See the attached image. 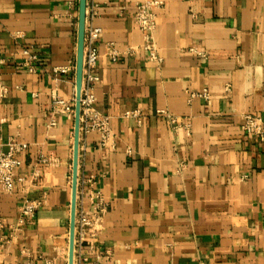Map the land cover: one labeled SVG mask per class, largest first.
<instances>
[{"label":"crops","instance_id":"crops-1","mask_svg":"<svg viewBox=\"0 0 264 264\" xmlns=\"http://www.w3.org/2000/svg\"><path fill=\"white\" fill-rule=\"evenodd\" d=\"M148 1L103 0L87 21L102 30L94 108L110 136L106 146L98 131L80 136L78 176L93 178L108 205L82 255L86 264H264V143L241 129L244 115L264 117V0H160V65L133 20ZM78 2L0 0V148L27 144L16 175L44 202L19 226L21 197L0 195V264H68L75 119L54 113L52 99L76 97ZM25 48L35 73L18 66ZM204 91L209 100L188 101Z\"/></svg>","mask_w":264,"mask_h":264},{"label":"built area","instance_id":"built-area-1","mask_svg":"<svg viewBox=\"0 0 264 264\" xmlns=\"http://www.w3.org/2000/svg\"><path fill=\"white\" fill-rule=\"evenodd\" d=\"M103 0H87L86 7V29L84 42V58H83V80L80 98V120H79V135L88 134L91 131H98L101 134V146H106L109 136V118L99 114L94 108V85L99 81L96 76V67L99 58V53L96 48V43L101 38L102 30L92 25L87 26V21H92L98 14L100 7L99 2ZM162 5L160 0H153L138 4L136 12L133 16L135 25L143 35V49L149 53L150 60L160 65L163 60L158 56L155 44L153 42V33L157 26L156 15L154 9ZM203 56V54L198 53ZM24 56L23 61L18 64L19 67L26 69L29 73L36 72V57L31 49L25 48L22 50ZM107 56L116 62L120 54L109 46L107 48ZM8 60L0 54V67L5 65ZM74 71L76 67L73 68ZM56 72L66 73L68 68L55 69ZM227 92H230L231 87H226ZM2 93L5 94V88H2ZM201 97L209 100L207 91L203 93H189V102L193 99ZM52 106L54 113L65 114L70 118L75 119L76 113V97L71 101H65L58 96H53ZM140 112H135L133 116H138ZM158 115L166 118L172 129L177 132L182 128V122L176 116L169 114L166 111H159ZM55 121L51 120L50 126L54 127ZM184 127H189L185 124ZM241 129L251 138H255L264 143V117L244 115ZM80 140V139H79ZM27 144L11 140L7 143V149L0 148V195L10 194L18 195L22 199L20 214L18 217V225L22 226L27 220L33 219L36 212L42 208L44 202L42 200H31L29 198L28 187L24 185L25 179L16 175L17 170L22 167V156L27 151ZM42 164L48 163L46 158L41 157ZM85 188L89 190L91 209L85 210L82 204V196ZM108 210V205L104 201L100 192L94 189V180L77 178V195H76V213H75V236H74V256L73 264H86L88 259L83 257L82 250L84 248L94 249L95 238L99 234L102 225V219ZM24 254L25 252L22 251ZM109 257V254H107ZM76 259V261H75ZM19 264H35L28 260ZM41 264H56L53 259H45Z\"/></svg>","mask_w":264,"mask_h":264},{"label":"water","instance_id":"water-1","mask_svg":"<svg viewBox=\"0 0 264 264\" xmlns=\"http://www.w3.org/2000/svg\"><path fill=\"white\" fill-rule=\"evenodd\" d=\"M86 7H87V0H79L77 58H76V113H75L74 159H73V176H72V201H71L68 264H73V256H74L75 213H76V195H77V178H78V157H79V144H80V140H79L80 139V135H79L80 98H81V88H82V80H83Z\"/></svg>","mask_w":264,"mask_h":264}]
</instances>
